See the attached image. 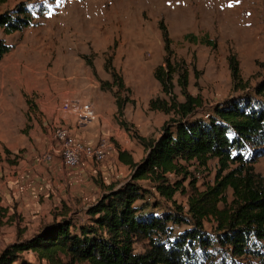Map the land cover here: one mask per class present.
I'll return each instance as SVG.
<instances>
[{
	"label": "rangeland",
	"instance_id": "1",
	"mask_svg": "<svg viewBox=\"0 0 264 264\" xmlns=\"http://www.w3.org/2000/svg\"><path fill=\"white\" fill-rule=\"evenodd\" d=\"M21 3L35 7L38 12L35 26L18 32L13 42L17 43L24 33H28L26 44L37 40L41 43V52L36 51L32 56L35 62H20L17 68L25 69L32 78L46 79L45 85L50 78L70 74L68 81L76 84L72 93L63 96L68 95L67 99L74 100L87 95L85 99L98 108L100 106L104 124L110 130L104 137L114 147L131 149L129 153L135 162H139L145 153L133 132L156 139L163 124L172 117L148 109L151 99L171 100L162 93L153 77L155 67L165 56L158 28L160 23L166 27L172 41V61L183 62L188 72V93L202 99L197 117L206 118L210 107L240 93L232 91L227 62L230 54L237 56L241 78L248 82V87H254L264 75V0H7L0 6V12L11 11ZM187 34L207 35L216 46L211 48L186 41L183 37ZM0 38H5L1 32ZM108 58L125 89L104 85L112 82L104 71ZM88 62L92 63L94 72ZM3 63L7 69L13 65L7 60ZM79 75L86 86L77 84L80 83ZM177 79L176 74L172 80L173 97L177 102H183ZM31 81L30 85H33L34 79ZM21 93L24 101L27 97V103L36 110L53 101V98L44 100L45 97L38 93ZM8 94H0V120L5 115L4 104L9 105ZM119 102L122 104L121 116L117 113ZM2 125L5 129L8 126L6 122L0 124V208L4 210L0 211V252L18 238H32L41 225L51 222L62 206L70 210L84 209L106 186L121 184L129 177L128 168L117 160L114 152L102 163H89L76 172H68L50 146L46 152L37 154L29 167H22L23 154H16L19 148L7 155L5 145H14L18 139H22L16 141L18 147L29 144L27 135L23 138L22 134L28 133L30 128L26 125L23 133L17 129L18 137L8 143L4 141ZM15 127L18 126L14 125L13 129ZM52 144L53 148V141ZM44 154H50L52 161H41ZM253 168L255 173L264 176V158H258ZM191 171L197 176L198 185L210 183L217 171V163L211 160L207 168L194 170L193 167ZM141 185L150 189L146 182ZM227 197L232 200L230 191ZM145 198L148 208H154L152 204L158 198L152 194ZM175 200L186 208L185 197L176 195ZM161 202L154 213L170 211V204ZM78 220L82 222V219ZM181 229L183 227L176 228L175 233ZM206 229L209 230V225ZM135 248L137 252L141 250L140 245ZM23 257L37 264L32 253L23 254Z\"/></svg>",
	"mask_w": 264,
	"mask_h": 264
},
{
	"label": "trees",
	"instance_id": "2",
	"mask_svg": "<svg viewBox=\"0 0 264 264\" xmlns=\"http://www.w3.org/2000/svg\"><path fill=\"white\" fill-rule=\"evenodd\" d=\"M6 2L0 0V6ZM37 12L23 3L0 12V32L9 36L35 26ZM158 28L165 56L153 77L171 100L151 99L148 109L172 116L159 137L146 138L134 131L145 155L134 162L128 152L117 149L118 161L129 170L125 182L106 186L84 209L62 206L32 238H18L2 250L0 264H36L23 257L26 253H32L37 264H264V176L253 168L258 158H264V75L248 87L237 56L230 54L232 91L240 93L210 107L206 118L197 117L202 99L188 93V72L183 62L172 61L166 27L160 23ZM183 39L216 46L207 35L187 34ZM11 49L0 38V61ZM87 64L94 72L92 63ZM104 71L112 79L104 85L125 89L110 58ZM176 74L183 102L173 97ZM121 112L119 102L118 116ZM211 160L217 163L212 182L198 185L191 168L205 169ZM150 194L158 198L154 208L145 202ZM176 195L186 198V208L177 203ZM159 200L169 203L170 211L154 213ZM178 227L183 229L175 233Z\"/></svg>",
	"mask_w": 264,
	"mask_h": 264
},
{
	"label": "crops",
	"instance_id": "3",
	"mask_svg": "<svg viewBox=\"0 0 264 264\" xmlns=\"http://www.w3.org/2000/svg\"><path fill=\"white\" fill-rule=\"evenodd\" d=\"M17 34L19 33H14L9 36H4L5 37L4 40H6L7 44L10 45L12 49L0 61V94L2 92L9 93L7 97L9 101V105L4 104L3 106L5 107L3 109V113H5V115L1 117L2 120H0V124L2 122H6V124L8 125L6 129L4 128L5 125H2L3 127L1 129V132L5 134L6 139L4 141H7L8 143L11 142L12 140H15L18 137L17 129L19 130V133L20 130H22L23 133L24 128L25 127L27 128L26 125H28L30 129L28 133L24 132L22 135H24L25 137L24 136L22 137L26 138L27 135L30 141L29 144L27 143L25 145H22L21 147H18L16 141H22V139H18L15 140V142H13L14 145H9V144L5 145L6 146L5 149L9 152H16L14 150L16 148H19L16 154L18 155L19 153H21V155L23 154L22 160L20 161L21 166L29 167L30 161L32 159H35L37 157V154H42L46 152L49 146H50L49 149L52 150L51 145H53L52 144L53 136L51 134L52 133L51 126L53 121L58 122L61 125H64L65 127H68L69 129H71V132L79 140L91 145L95 144L100 139V137L106 136L107 132L109 134L110 133L109 126L104 124V121L90 122L86 120H75V119H69V117L66 116L56 115L51 113L53 108L50 106H52V104L53 106H55L56 104L69 101V99H67L68 95L63 96V94L72 93V90L76 83L68 81V79L70 78V74H67L66 76L59 75L55 77V79L50 78L49 79L50 82L47 85H45L46 79H38L37 76H34L32 78V76H30L29 73H26L25 69L19 70L17 68V66L19 65L18 63L24 62L25 64L27 63L30 64L35 62L33 61L32 56L35 54L36 51L38 53L41 52V48H40L41 43L35 40L34 41L35 43L29 45L26 44L25 36L26 34L28 36V33H24V37L19 38L18 42L14 43L13 41L17 38ZM4 59L7 60L8 63H11L13 65L7 69L5 65H3L4 64L3 62L5 61ZM82 75L84 76L85 74ZM80 76L81 75H79L78 77L80 83L78 81L77 84H80L79 87H84L86 86V82ZM33 79H34L33 81L34 84L30 85V83H32L31 80ZM51 90L54 93L50 92ZM22 91L26 95H29L31 93H35V94L38 93V95H41L42 98L45 97L44 100H49L50 98H53V101L51 103L49 102L46 103V105H42V107H38V109L36 110L32 104L27 103V97H25L26 102L24 101V97L21 93ZM77 100H81V99H77ZM100 110L102 113H104L102 109ZM14 125L18 127H15L13 129ZM129 145L131 146V142H129ZM117 149L119 148L115 147L113 150V152L116 153V156H117ZM119 150L121 151L126 150V152L129 153L131 149L127 148V149H119ZM56 154L57 153H55L54 155ZM129 154L132 156L131 153ZM59 161L61 164L60 159ZM88 164L89 163H86L84 166H82V168ZM64 169L68 172L77 171V170H73V171L68 170L66 168Z\"/></svg>",
	"mask_w": 264,
	"mask_h": 264
},
{
	"label": "built area",
	"instance_id": "4",
	"mask_svg": "<svg viewBox=\"0 0 264 264\" xmlns=\"http://www.w3.org/2000/svg\"><path fill=\"white\" fill-rule=\"evenodd\" d=\"M86 96L81 100L74 99L59 103L53 107L51 113L75 120L104 121L101 110L95 103L85 99ZM51 130L55 144L52 150L59 155L62 166L68 170L81 169L86 163H102L115 148L105 137H100L92 145L84 143L71 132V129L58 122H52ZM40 160L51 161L52 156L44 154Z\"/></svg>",
	"mask_w": 264,
	"mask_h": 264
}]
</instances>
